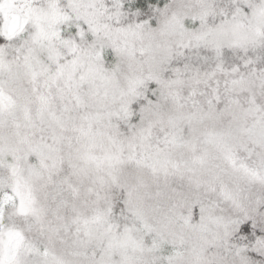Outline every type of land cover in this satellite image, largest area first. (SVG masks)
I'll list each match as a JSON object with an SVG mask.
<instances>
[{"label": "clouds", "instance_id": "obj_1", "mask_svg": "<svg viewBox=\"0 0 264 264\" xmlns=\"http://www.w3.org/2000/svg\"><path fill=\"white\" fill-rule=\"evenodd\" d=\"M0 99L4 264H264V0H0Z\"/></svg>", "mask_w": 264, "mask_h": 264}, {"label": "snow or ice", "instance_id": "obj_2", "mask_svg": "<svg viewBox=\"0 0 264 264\" xmlns=\"http://www.w3.org/2000/svg\"><path fill=\"white\" fill-rule=\"evenodd\" d=\"M141 6H143L142 3H141ZM2 103H3V100L0 99V104ZM235 227L237 229L238 235L246 237L249 240H255L257 244L264 243V240L257 239V237H259L261 233H259L258 231L254 229V226L251 220H248V219L237 220L235 222ZM0 264H4V261L0 260Z\"/></svg>", "mask_w": 264, "mask_h": 264}]
</instances>
